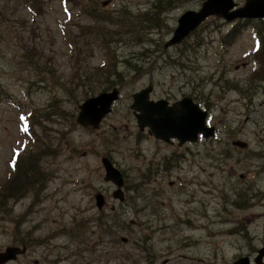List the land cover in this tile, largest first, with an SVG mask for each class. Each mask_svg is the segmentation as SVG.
Segmentation results:
<instances>
[{
    "label": "rangeland",
    "instance_id": "rangeland-1",
    "mask_svg": "<svg viewBox=\"0 0 264 264\" xmlns=\"http://www.w3.org/2000/svg\"><path fill=\"white\" fill-rule=\"evenodd\" d=\"M103 1L0 0V252L27 244L10 264L253 255L264 244V18L210 16L165 48L201 0ZM148 85L154 101L187 96L207 109L215 136L179 146L140 131L130 105ZM114 88L97 128L76 122L87 97ZM104 157L121 171L123 200Z\"/></svg>",
    "mask_w": 264,
    "mask_h": 264
},
{
    "label": "water",
    "instance_id": "water-1",
    "mask_svg": "<svg viewBox=\"0 0 264 264\" xmlns=\"http://www.w3.org/2000/svg\"><path fill=\"white\" fill-rule=\"evenodd\" d=\"M201 1L199 10H187L177 19V25L171 38L164 44L165 48L182 41L210 15L223 17L226 20L237 17L256 18L264 16V0H246L245 6L238 9H233L235 6L233 0ZM107 3L108 0H105L102 5ZM151 91L152 86L149 85L132 94L133 103H131L130 108L134 110L133 113L140 131L147 128L155 138L166 142H170V138H176L179 146L186 141H197L199 133L204 137L213 135V128L205 125L207 112L194 103L191 97L185 96L171 107H167L163 100L157 102L148 100ZM117 98L118 90L116 88L86 98L78 106L79 112L76 122L82 126L97 128L101 119L111 110L112 102ZM232 144L241 148L246 147V143L241 140L233 141ZM101 162L105 170L104 180L111 181L116 186L112 196L123 200L121 172L108 158H102ZM94 197L97 208L102 209L105 204L103 195L96 193ZM23 251L24 249L19 247H7L5 251L0 252V264L14 259L16 254L23 253ZM242 261L244 258L235 261L233 264H240Z\"/></svg>",
    "mask_w": 264,
    "mask_h": 264
},
{
    "label": "flooded vegetation",
    "instance_id": "flooded-vegetation-1",
    "mask_svg": "<svg viewBox=\"0 0 264 264\" xmlns=\"http://www.w3.org/2000/svg\"><path fill=\"white\" fill-rule=\"evenodd\" d=\"M251 202L252 201H250L249 203H251ZM262 203L264 204V201H262ZM254 204L253 203L250 204V208L251 209H258L259 207H263V205L256 204V203H254ZM106 205H107V203L105 202L104 207ZM257 214H259V216L263 215L260 212H258ZM252 217H256L255 214ZM120 240L123 243H126L128 241V239L126 237H121ZM20 246L21 247H19V248L24 249L23 253L16 254V257L14 259L8 260V261H6V262H4L2 264H10V263H13V262H15V260L17 259L18 256H20V255L22 256V254H24V253L27 252V250H28L27 244H20ZM8 247H12V246H8ZM13 247H17V246H13ZM253 251H254L253 255L251 254L252 252H248L246 254H242L236 260H234L231 264H233L235 261H237V260H239L241 258H244V261H242L240 264H242V263L245 264L246 262H247V264H264V244L260 245L259 247H254L253 248ZM37 262L38 261H34V263H37Z\"/></svg>",
    "mask_w": 264,
    "mask_h": 264
},
{
    "label": "trees",
    "instance_id": "trees-1",
    "mask_svg": "<svg viewBox=\"0 0 264 264\" xmlns=\"http://www.w3.org/2000/svg\"><path fill=\"white\" fill-rule=\"evenodd\" d=\"M0 95H2V92H0ZM0 98H2V97H0ZM15 172H16V168H15V170H14L13 173H15ZM21 174L23 175V170L21 171ZM19 186H20V185H16V186L13 188V190L17 189Z\"/></svg>",
    "mask_w": 264,
    "mask_h": 264
}]
</instances>
